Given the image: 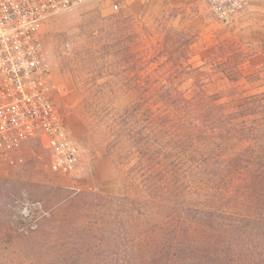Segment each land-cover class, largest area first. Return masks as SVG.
I'll use <instances>...</instances> for the list:
<instances>
[{
    "label": "rangeland",
    "instance_id": "rangeland-1",
    "mask_svg": "<svg viewBox=\"0 0 264 264\" xmlns=\"http://www.w3.org/2000/svg\"><path fill=\"white\" fill-rule=\"evenodd\" d=\"M114 1L41 29L79 164L54 172L34 139L0 172V264H264V159L226 168L217 118L264 91V0L227 21L205 0Z\"/></svg>",
    "mask_w": 264,
    "mask_h": 264
},
{
    "label": "built area",
    "instance_id": "built-area-1",
    "mask_svg": "<svg viewBox=\"0 0 264 264\" xmlns=\"http://www.w3.org/2000/svg\"><path fill=\"white\" fill-rule=\"evenodd\" d=\"M97 0H0V172L23 161L21 149L39 139L51 154L58 174L78 169L80 147L52 99L55 87L41 41L45 22ZM252 0H205L227 21ZM120 1L112 2L113 11Z\"/></svg>",
    "mask_w": 264,
    "mask_h": 264
},
{
    "label": "trees",
    "instance_id": "trees-1",
    "mask_svg": "<svg viewBox=\"0 0 264 264\" xmlns=\"http://www.w3.org/2000/svg\"><path fill=\"white\" fill-rule=\"evenodd\" d=\"M219 112L220 114L217 116V118L222 120L224 124L226 123L224 131L231 135L229 142L223 144L224 147H229L231 146L230 144L237 147L236 150H231L226 154V168H242L244 171H247L250 169V163L252 162V159L257 163H260V161L264 159V155L257 151L252 157H250L249 152L254 143H256L255 146L257 148L264 150V91L261 94H252L248 96L242 103L231 105L229 107L227 106V109H220ZM234 134L239 135V139L236 141H241L240 144H235V141H231ZM260 134H262L263 137H261ZM254 168L257 170V167H253L250 170L251 174H253V177L257 174L255 173L257 171ZM242 175L244 176L243 173ZM254 178L247 183L245 179L244 191L251 192L249 185L253 182V180H255ZM246 185H248V187ZM248 192L245 193L248 194ZM254 208L255 204L253 206L252 201H249L243 197L240 203L234 206V212L240 215V213H243L246 210L248 214H250V211H252ZM256 217L257 216L254 217L255 220L264 221V217ZM242 218H250V216L247 215ZM251 223L254 224V222ZM229 260L233 261V258H229Z\"/></svg>",
    "mask_w": 264,
    "mask_h": 264
}]
</instances>
